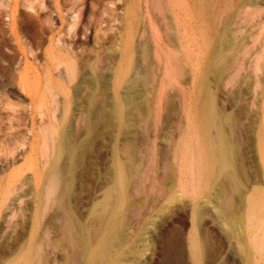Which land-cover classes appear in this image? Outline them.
<instances>
[{
    "label": "rangeland",
    "instance_id": "obj_1",
    "mask_svg": "<svg viewBox=\"0 0 264 264\" xmlns=\"http://www.w3.org/2000/svg\"><path fill=\"white\" fill-rule=\"evenodd\" d=\"M128 90L117 126L99 114L89 132L86 109ZM209 96L244 175L230 198L189 172L193 146L211 161L198 126ZM66 128L87 145L59 204L48 182ZM115 150L131 167L127 240L107 264H195L197 229L203 264H264V0H0V264H88L63 242V211L94 223Z\"/></svg>",
    "mask_w": 264,
    "mask_h": 264
},
{
    "label": "bare ground",
    "instance_id": "obj_2",
    "mask_svg": "<svg viewBox=\"0 0 264 264\" xmlns=\"http://www.w3.org/2000/svg\"><path fill=\"white\" fill-rule=\"evenodd\" d=\"M87 84L91 87V96H94L96 82L93 79H89ZM126 94L125 100L122 102L120 99H116L111 105L105 106V108L100 107L99 110H95L97 108L89 106L86 109L85 119L89 132L92 130L96 132L99 123L96 120L99 114L101 125L108 127L117 126L122 110L124 107L128 110L134 104L137 95L132 94L129 90ZM127 119L129 118L127 117ZM226 124L228 128H231L232 119L230 117L223 119L216 109L213 98L209 96L202 105L198 126L199 132L203 136V147L211 157V161L204 165L202 163L199 164L196 158L197 148L193 146L196 154L194 153L193 160L189 165V172L196 180L197 188H200V182L206 176L210 175L214 180L220 179L222 182L221 186L219 185L220 188L217 186L219 188L217 194L220 198L221 196L224 198L225 195L230 198V195L224 192L227 189L229 190V185H231V189L233 188V192L244 187V175H240L236 168L237 143L228 131L224 129ZM86 145L87 139L75 138L74 130L66 128L62 131L56 148L58 159L53 163V174L48 182L50 191H59L57 196L59 204L63 195L69 197L72 192L75 175L81 164V156L86 150ZM60 157L64 158L62 162H59ZM113 162L111 183L103 198L94 206L91 213L94 223H82L73 210L68 207L64 208L63 211L65 220L63 221L64 226L62 229L64 231L63 242L75 250L78 258H86L88 264H107L123 259L125 256L122 247L127 240V235L124 226L119 224L118 217L128 202L127 188L131 181V167L128 165L129 163L119 161L116 150L113 154ZM227 186L228 188L226 189ZM227 192L229 193V191ZM221 206L224 207V203ZM225 209H227L226 206ZM201 230L197 229L191 239V254L195 264H203V249L209 242L205 236L206 234ZM164 239V235H162L158 240L154 241L152 243L153 249L157 250L165 246L166 240Z\"/></svg>",
    "mask_w": 264,
    "mask_h": 264
}]
</instances>
